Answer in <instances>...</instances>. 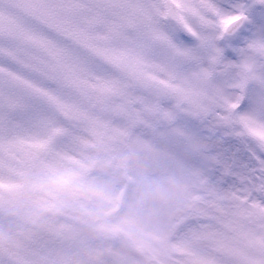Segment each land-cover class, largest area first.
Masks as SVG:
<instances>
[{"label":"snow or ice","instance_id":"1","mask_svg":"<svg viewBox=\"0 0 264 264\" xmlns=\"http://www.w3.org/2000/svg\"><path fill=\"white\" fill-rule=\"evenodd\" d=\"M117 132L181 194L141 264H264V0H0V188ZM0 264H63L0 235Z\"/></svg>","mask_w":264,"mask_h":264},{"label":"rangeland","instance_id":"2","mask_svg":"<svg viewBox=\"0 0 264 264\" xmlns=\"http://www.w3.org/2000/svg\"><path fill=\"white\" fill-rule=\"evenodd\" d=\"M125 127L126 122L116 120L112 135L90 140L83 157L75 153L70 157L67 179L71 182L76 171L89 180L94 177V191L99 196L85 230L81 227L80 232H74L73 227L65 226L54 240L45 225L33 223L34 206L22 202L23 184L32 188L33 197L48 195L43 198L47 200L56 193L57 181L6 183L0 188L6 199L0 213L15 212L21 221V217L30 218L29 224L34 227L25 231L26 237L31 238L30 242L56 247L63 264H141L143 252L174 222L181 189L169 167L164 145L151 130L141 126L134 130V136L156 143L158 151L139 149L118 135ZM11 216L14 225L0 224V235L16 234L12 227L17 230L18 219Z\"/></svg>","mask_w":264,"mask_h":264}]
</instances>
